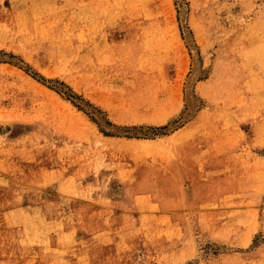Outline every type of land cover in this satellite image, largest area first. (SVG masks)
<instances>
[{
  "label": "rangeland",
  "instance_id": "374dc122",
  "mask_svg": "<svg viewBox=\"0 0 264 264\" xmlns=\"http://www.w3.org/2000/svg\"><path fill=\"white\" fill-rule=\"evenodd\" d=\"M0 264H264V0H0Z\"/></svg>",
  "mask_w": 264,
  "mask_h": 264
}]
</instances>
